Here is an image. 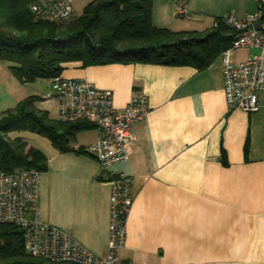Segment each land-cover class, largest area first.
<instances>
[{
	"label": "crops",
	"instance_id": "crops-1",
	"mask_svg": "<svg viewBox=\"0 0 264 264\" xmlns=\"http://www.w3.org/2000/svg\"><path fill=\"white\" fill-rule=\"evenodd\" d=\"M257 0H188L191 18H180L170 0H152V22L175 32H203L217 18L253 13ZM66 78H85L113 93L124 108L136 91L148 96L146 117L133 125L138 140L127 161L102 168L88 153L98 129L77 132L72 150L44 153L40 217L69 232L97 256L107 254L110 180L134 179V202L122 259L146 264H264V90L260 110L230 109L224 94L222 53L197 69L189 65L112 63L65 65ZM39 83V84H38ZM50 80L22 83L0 61V113L36 95L43 107ZM51 111L54 114H51ZM32 146V145H30ZM223 153L226 162L223 161Z\"/></svg>",
	"mask_w": 264,
	"mask_h": 264
},
{
	"label": "trees",
	"instance_id": "trees-1",
	"mask_svg": "<svg viewBox=\"0 0 264 264\" xmlns=\"http://www.w3.org/2000/svg\"><path fill=\"white\" fill-rule=\"evenodd\" d=\"M37 0H0V61L9 64L22 83L62 76L65 65L84 67L112 63H150L208 67L232 45L234 30L217 18V26L203 32H175L152 22V0H93L65 27L63 23L36 20L30 6ZM65 27V28H64ZM31 95L13 109L0 113V168L6 172L34 168L47 170V157L39 148L12 132L30 131L47 137L65 152L82 130L95 129L87 121L53 119L36 106ZM88 153L85 147L76 150ZM223 161L226 162L223 153ZM0 264H57L31 256L23 231L0 225Z\"/></svg>",
	"mask_w": 264,
	"mask_h": 264
},
{
	"label": "built area",
	"instance_id": "built-area-1",
	"mask_svg": "<svg viewBox=\"0 0 264 264\" xmlns=\"http://www.w3.org/2000/svg\"><path fill=\"white\" fill-rule=\"evenodd\" d=\"M170 1L178 17L191 18L188 0ZM74 2L37 0L30 11L36 20L67 23L79 16ZM222 20L234 30L232 45L222 52L226 102L230 109L258 112L260 92L264 90V0H257L255 11L241 19L231 12ZM217 24L215 20L214 26ZM244 49H257L259 53L236 59L235 53ZM50 84L52 93L44 98L57 101L59 120L87 121L100 131V137L87 150L102 168L130 158L131 144L138 140L133 125L151 110L144 92H134L124 108H117L112 91L88 79L59 76L50 79ZM40 178L41 172L34 168L12 172L0 168V225L20 228L31 256L57 264H146L122 259L134 202L131 175L120 173L110 180L109 244L104 257L97 256L69 232L41 219Z\"/></svg>",
	"mask_w": 264,
	"mask_h": 264
},
{
	"label": "rangeland",
	"instance_id": "rangeland-1",
	"mask_svg": "<svg viewBox=\"0 0 264 264\" xmlns=\"http://www.w3.org/2000/svg\"><path fill=\"white\" fill-rule=\"evenodd\" d=\"M93 0H75L74 2V6H75V10L77 12V14H81L85 7L91 3ZM74 21H70L67 23H63V25L65 27H67V25L71 24ZM64 27V28H65ZM259 53V51L257 49H244V50H239L235 53V58L236 59H244L246 58L248 55H253V54H257ZM37 82V81H35ZM30 84V83H29ZM39 84V83H38ZM39 87H41V89H48V92H45V96H48L49 94L52 93L51 87H49L48 85H46V83H42L41 85H38ZM29 88L35 89V85H33V83L30 85ZM48 100L49 102L52 100L51 98H46L44 99V103H43V107H48ZM38 101H40V99H38ZM51 109H53V111H55V114L57 112L56 106L53 104H51ZM51 114H54V112L51 111ZM16 137H22L24 140H26L27 143V147L26 150L30 147V145H32L33 147L39 148L40 150H42L43 152H45L46 150H48L49 148L52 147L51 141L42 135H39L37 133H33L30 131H22V132H12L11 134L8 135V139H14Z\"/></svg>",
	"mask_w": 264,
	"mask_h": 264
},
{
	"label": "water",
	"instance_id": "water-1",
	"mask_svg": "<svg viewBox=\"0 0 264 264\" xmlns=\"http://www.w3.org/2000/svg\"><path fill=\"white\" fill-rule=\"evenodd\" d=\"M259 26V25H258Z\"/></svg>",
	"mask_w": 264,
	"mask_h": 264
}]
</instances>
